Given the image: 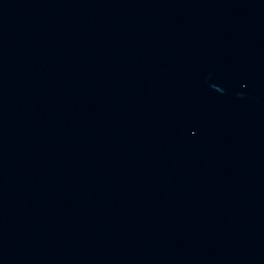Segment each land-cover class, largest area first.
Segmentation results:
<instances>
[{
    "label": "water",
    "instance_id": "95a60500",
    "mask_svg": "<svg viewBox=\"0 0 264 264\" xmlns=\"http://www.w3.org/2000/svg\"><path fill=\"white\" fill-rule=\"evenodd\" d=\"M4 264H264V0H0Z\"/></svg>",
    "mask_w": 264,
    "mask_h": 264
}]
</instances>
